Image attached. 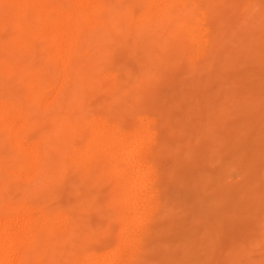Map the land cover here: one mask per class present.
<instances>
[{
  "label": "bare ground",
  "instance_id": "obj_1",
  "mask_svg": "<svg viewBox=\"0 0 264 264\" xmlns=\"http://www.w3.org/2000/svg\"><path fill=\"white\" fill-rule=\"evenodd\" d=\"M261 230L264 0H0V264H247Z\"/></svg>",
  "mask_w": 264,
  "mask_h": 264
},
{
  "label": "rangeland",
  "instance_id": "obj_2",
  "mask_svg": "<svg viewBox=\"0 0 264 264\" xmlns=\"http://www.w3.org/2000/svg\"><path fill=\"white\" fill-rule=\"evenodd\" d=\"M230 69V68H229ZM228 70L227 68L223 69V71ZM167 92V84L164 83L163 80H160L158 82V86L156 88V92L151 91L150 92V96L152 97H156V94H165ZM157 142V135L155 137V139L153 141H151V143H149V145L151 144V146L156 145ZM161 169H158L156 171L157 176H159ZM172 183V182H170ZM169 183V184H170ZM221 204H224L223 201H221ZM158 223L157 218H154V216H152V219L150 217V219L147 220V222H143L144 227L142 225V223L140 224L141 228L143 227L144 230H151L154 226H156ZM146 225V226H145ZM148 227V228H147ZM151 227V228H149ZM245 225L243 224H232V229L235 231L234 233L236 234L238 240L240 237H238L243 231ZM257 240L250 242V241H245L244 244L242 245V250L244 252V255L241 256L240 261H245L244 263L247 264H264V248H262V246H264V230L258 231L257 232ZM146 243V239H144L140 244H145Z\"/></svg>",
  "mask_w": 264,
  "mask_h": 264
}]
</instances>
